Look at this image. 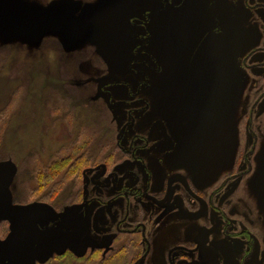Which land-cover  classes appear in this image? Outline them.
Here are the masks:
<instances>
[{"label": "flooded vegetation", "instance_id": "flooded-vegetation-1", "mask_svg": "<svg viewBox=\"0 0 264 264\" xmlns=\"http://www.w3.org/2000/svg\"><path fill=\"white\" fill-rule=\"evenodd\" d=\"M129 8L125 27L86 21L89 32L120 35L130 48L117 79L108 82L118 88L104 89L122 116L116 153L104 155L111 167L101 160L80 169L86 229L96 201L112 218L107 225L115 233L106 241L116 243L118 256L127 254V264H264V0H131ZM163 67L173 82L186 84L180 108L192 129L220 124L241 89L250 101L239 130L221 148L230 165L206 171L213 173L209 180L199 157L187 153L164 170L152 164L160 159L152 150L158 123L142 128L140 119L151 110L148 93L161 92L150 88ZM174 146L167 143L171 152ZM80 155L84 164L91 159ZM74 165L78 170V157ZM113 194L122 199L116 221L106 206Z\"/></svg>", "mask_w": 264, "mask_h": 264}, {"label": "rangeland", "instance_id": "rangeland-1", "mask_svg": "<svg viewBox=\"0 0 264 264\" xmlns=\"http://www.w3.org/2000/svg\"><path fill=\"white\" fill-rule=\"evenodd\" d=\"M128 5L131 0H0V264H36L62 252L72 256L48 264H98L101 257H118L116 243L106 241L115 232L108 230L112 218L105 215V205L92 203L86 229L81 171L101 160L109 164L104 155L116 153L122 116L104 89L118 88V82H108L117 79V66L130 57V48L120 35L108 39L89 31L75 33L56 22L72 27L92 19L121 28ZM160 57L167 65L168 57ZM166 70L155 72L150 89L161 92L148 93L151 110L140 119L142 128L158 123L151 130L152 150L160 159L153 158L152 164L164 170L168 160L187 153L199 157L203 180H209L213 173L206 171L221 172L230 165L221 148L239 130L250 101L241 89L220 124L192 129L180 108L186 84L173 82ZM171 142L172 152L167 147ZM80 154L91 159L87 164L80 159L76 170ZM112 199L106 206L115 209L116 221L122 199L114 194ZM124 250L132 251L128 246Z\"/></svg>", "mask_w": 264, "mask_h": 264}, {"label": "trees", "instance_id": "trees-1", "mask_svg": "<svg viewBox=\"0 0 264 264\" xmlns=\"http://www.w3.org/2000/svg\"><path fill=\"white\" fill-rule=\"evenodd\" d=\"M79 159L84 160V156H82V158H79ZM95 252H97V251H95ZM61 256H67V258H69V256H72V255H71L70 252H62L60 254L54 255L52 258H48V260H46V261L39 262V263H36V264H48L50 261H52V260H54L56 258H60ZM87 259H89V258H87ZM127 262H128V256H125L124 254H122V255L120 254L118 257H115L113 259H109L107 257H101L99 259V261H98V264H127Z\"/></svg>", "mask_w": 264, "mask_h": 264}, {"label": "water", "instance_id": "water-1", "mask_svg": "<svg viewBox=\"0 0 264 264\" xmlns=\"http://www.w3.org/2000/svg\"><path fill=\"white\" fill-rule=\"evenodd\" d=\"M56 23H62V24H65L70 30H72L73 32H75V33H80V32H84V31H88V30H91V27H90V25H89V23H87V22H81V23H78V24H76V25H74V26H69V25H67L66 24V22L65 21H62V20H59V21H57ZM94 30H95V32H97V33H99V34H104L103 33V31H98L97 29H95L94 28ZM1 177V176H0ZM2 177L4 178V176L2 175ZM10 180V179H9ZM9 180H8V182H9ZM4 186V185H3ZM1 187L0 186V190H2L4 187ZM10 209H11V206H9V207H7V209H6V211H7V213L10 211ZM25 221H26V219H25ZM3 262V259L2 260H0V262Z\"/></svg>", "mask_w": 264, "mask_h": 264}]
</instances>
